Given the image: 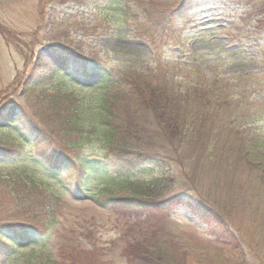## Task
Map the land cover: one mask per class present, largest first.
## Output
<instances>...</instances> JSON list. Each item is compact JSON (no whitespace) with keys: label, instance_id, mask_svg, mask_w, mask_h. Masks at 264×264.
I'll return each instance as SVG.
<instances>
[{"label":"trees","instance_id":"16d2710c","mask_svg":"<svg viewBox=\"0 0 264 264\" xmlns=\"http://www.w3.org/2000/svg\"><path fill=\"white\" fill-rule=\"evenodd\" d=\"M156 1L106 0L102 11L109 14L114 10L132 21L143 14L154 29L170 30L176 7L160 16L155 13ZM161 1L166 6L165 0ZM173 2L179 3L175 13L187 14L191 3L171 0L170 5ZM98 6L94 5L97 10ZM65 62L64 69H87L77 57ZM92 65L96 81L67 83L66 75L51 86L39 72L37 78H27L23 84L20 99L33 97L27 109L15 105L12 110L10 103L0 104V124L9 126L7 132L22 134L23 146L45 154L30 167L21 163L8 175H0V258L13 264H70L62 249V255L59 251L55 255L48 245L62 192L50 189L43 181V172H52L58 179L61 174L75 173L77 188L95 179L104 188L95 191V201L128 216L153 207L169 210L185 202L222 240L237 259L234 264H245L247 253L264 258V191L261 195L257 192L259 186L264 188V137L245 135L250 131L240 128V113L235 109L231 113L219 111L227 105V98L215 96L220 92L217 81L190 87L185 86L189 83H175L173 75L163 77L162 72L149 80L139 73L106 72ZM61 74L59 71L51 77ZM4 144L3 159H8L5 152L25 158L21 149ZM111 152L118 157L133 154L168 160L177 166L185 193L164 197L170 185L161 180L171 172L158 173L157 180L134 178L131 167L106 160L116 157L108 156ZM238 171L246 174L245 182H240L244 192L239 183L232 182L231 174ZM203 176L212 178L206 185H218L216 189L228 179L229 189H217L219 193L204 190L196 195L197 180L203 182ZM111 188L127 194L118 196ZM143 234L146 239L134 242L129 250L133 262L185 264L188 256L178 248L155 239L150 229ZM258 264H264L263 259Z\"/></svg>","mask_w":264,"mask_h":264},{"label":"rangeland","instance_id":"374dc122","mask_svg":"<svg viewBox=\"0 0 264 264\" xmlns=\"http://www.w3.org/2000/svg\"><path fill=\"white\" fill-rule=\"evenodd\" d=\"M186 1L191 3L187 14L175 13L177 2L170 5L171 0H165V6L161 0L156 1L155 13L160 16L176 7L170 30L163 31L149 26L143 14L132 21L114 10L105 13L102 8L106 0H0V104L10 103L11 109L24 105L27 109L33 97L20 99L23 84L27 78H37L39 72L44 73L51 86L66 75L67 83L85 85L89 83L87 79L96 81L92 64L106 72L139 73L149 80L162 72L163 77L173 75L175 83H189L185 86L190 87L217 81L220 92H215V96L220 100L227 98V105L219 111L231 113L235 109L240 113V128L250 131L245 135L264 137V0ZM75 57L87 64L85 72L84 66H62L63 61ZM59 71L61 75L51 77ZM68 88L71 89L70 84ZM4 127L0 124V175H8L21 163L30 167L45 156L33 152L29 145L23 146L22 134L8 133L9 126ZM5 142L14 143L25 158L5 152L8 159H3ZM116 155L111 152L108 156ZM106 160L131 167V177L144 181L157 180L158 173L168 170L171 173L161 180L170 185L164 197L185 193L177 166L166 159H142L130 154ZM42 175L50 189L62 192L48 245L55 255L62 249L70 264H136L129 250L134 248V242L146 239L143 232L147 229L155 239L187 255L185 264L237 262L185 202L168 207L169 210L156 211L153 207L128 216L95 201V191L104 189L95 179L77 188L75 173L61 174L59 179L52 172ZM244 176L241 171L231 174L232 182L239 183L241 190ZM214 179H219L217 174ZM201 180H197L200 185L195 189L196 195L204 190L229 189L228 179L221 181L218 191V185H206L212 183V178L203 176ZM110 190L118 196L127 194ZM261 191L264 188L259 186V195ZM261 259L264 261L261 255L247 253L244 262L258 264ZM0 264L13 263L0 258Z\"/></svg>","mask_w":264,"mask_h":264}]
</instances>
